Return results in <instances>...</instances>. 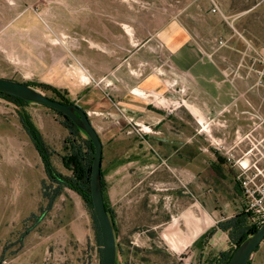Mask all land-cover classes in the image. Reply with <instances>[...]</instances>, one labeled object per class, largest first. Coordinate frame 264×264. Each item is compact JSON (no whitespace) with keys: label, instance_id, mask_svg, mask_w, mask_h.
Returning a JSON list of instances; mask_svg holds the SVG:
<instances>
[{"label":"rangeland","instance_id":"rangeland-1","mask_svg":"<svg viewBox=\"0 0 264 264\" xmlns=\"http://www.w3.org/2000/svg\"><path fill=\"white\" fill-rule=\"evenodd\" d=\"M212 2L225 18L211 11ZM123 25H129L133 34H128ZM179 40L189 44L200 60L216 61L225 52L244 54L248 60L247 43L264 56V0H0V78L69 88L70 98L80 97L85 88L92 86L118 98L124 95L126 86L135 85L136 78L150 74L153 68L172 70L166 59L180 52L175 49ZM172 82L173 78L167 84ZM71 84L77 86L74 93ZM242 97L249 113L245 119L238 118L240 123L235 129L241 137L248 133V139H239L236 147L229 148L217 139L223 122L214 118L197 122L200 146L223 154L225 159V150L233 153V159L226 160L225 171L233 165L237 172L234 160L241 157L242 161L252 158L258 165L264 164V89L254 86ZM145 98L152 100L150 96ZM24 109L50 148L54 168L70 175L60 159L67 136L60 116L37 103ZM193 128L190 126L191 131ZM0 133V264H98L100 245L83 197L63 188L45 210L42 183H50L36 163L37 157L31 155L35 150L21 126L18 108L1 98ZM123 141L126 143V139ZM216 143L224 150H216ZM246 143L250 148L239 151ZM248 151L252 157L243 155ZM170 175L175 180L177 198L196 199L178 173ZM215 176L213 183L217 182ZM141 177L142 171L134 174V182ZM134 182L131 189L136 186ZM127 186L125 180L120 188L112 190L117 200V264H195L187 259L188 249L176 253L163 238L162 228L156 226L159 219L152 213L153 205L147 201L150 191L146 181L133 196L129 213ZM241 203L238 196V209L232 205L229 213L238 212ZM141 213L146 216L143 220ZM32 214L40 216L39 221L34 223L29 218ZM26 229L29 232L24 234ZM168 241L176 248L171 238ZM230 247L228 241L227 249ZM249 264H264V239Z\"/></svg>","mask_w":264,"mask_h":264},{"label":"crops","instance_id":"crops-1","mask_svg":"<svg viewBox=\"0 0 264 264\" xmlns=\"http://www.w3.org/2000/svg\"><path fill=\"white\" fill-rule=\"evenodd\" d=\"M179 41V44H174L180 52L171 53L166 59L169 66H173L172 70L153 68L150 74L136 78L135 85L126 86L124 95L118 98L92 86L85 88L86 92L78 98L71 96V100L87 112L102 142L104 196L112 212L115 229L114 205L117 200L112 190L120 188L125 180L128 182L126 210L129 213L133 210V196L139 192L140 184L146 181L150 191L147 201L153 205L152 213L159 219L156 226L162 228L163 238L173 251L179 253L188 249L187 259L201 264L205 254L227 250L228 235L219 230L217 224L237 214H230L228 210L232 205L238 209L240 193L235 183L236 166L230 165V170H223L226 163L223 154L208 152L200 146L197 125L211 118L223 122L224 128H218L220 133L216 131L217 139L229 148L236 147L239 139H248V133L241 137L235 128L240 123L238 118L245 119L249 113L241 98L253 91L256 75L249 57L247 60L244 54L225 52L217 56L216 61L200 60L197 53L190 51L192 47L189 44ZM171 78L173 82L167 84ZM167 87L171 89L167 90ZM71 88L74 93L76 84ZM138 95L150 96L152 100ZM192 125L193 131L190 129ZM122 139H126V143ZM124 145H127L126 149ZM248 148L246 143L238 150L246 151ZM34 152L31 155L37 157L36 163L43 169L40 157ZM218 157L224 162H219ZM245 160L248 162L249 158ZM141 171L143 178L134 182L133 175ZM170 172L178 173L184 179L189 189L195 192L196 199L177 198L175 180ZM209 175L212 182H209ZM214 176L216 183H213ZM133 182L136 186L131 189ZM145 217L141 213L142 220ZM177 219L178 224L175 222ZM211 230L213 233L205 238ZM167 238L172 239L176 248H172Z\"/></svg>","mask_w":264,"mask_h":264},{"label":"trees","instance_id":"trees-1","mask_svg":"<svg viewBox=\"0 0 264 264\" xmlns=\"http://www.w3.org/2000/svg\"><path fill=\"white\" fill-rule=\"evenodd\" d=\"M25 84L32 88H39L43 91L50 92L51 95L48 97L51 99L57 100L64 104L74 103L71 100L67 90L60 89L42 82H26ZM0 98L12 103L15 107L18 108V117L21 126L28 135L35 151L40 157L44 173L50 183L49 185L45 182L42 183V194L47 199V207L45 208V210L47 211L49 209L54 198L63 188H68L74 192H77L83 197L87 209L90 210V217L93 223L95 238L98 240L100 245V259L98 263L100 264L102 255V240L99 225L93 212L90 192V172L92 160L94 157V148L91 141L85 135V133L80 128H78L68 117H66L59 111L51 109L60 116V124L67 130V136L64 139V145L62 147V154L60 156V159L62 166L70 171V175H64L54 168L51 162L50 148L44 142L40 131L33 123L29 113L24 109L25 106L32 102L25 101L5 92H0ZM102 159L103 157L101 158V162ZM218 159L219 162H224L221 158L218 157ZM100 174L104 205L111 219L114 235L116 238V229L113 222L112 212L105 201V182L103 179L102 169H100ZM235 183L237 185V192L240 193L241 190L237 180L235 181ZM29 218L32 219L34 223H36L37 221H39L40 216L32 214ZM251 220L252 218L250 214L243 213L240 207L239 212H237V214L233 218L217 224V228L219 230L227 233L228 241L232 247L227 250L220 251L216 254L209 255L208 257L203 259V264H227L236 248L250 235H252L261 225V223L257 224L255 222H252ZM27 232H29V229H26L24 234H26ZM212 233V230L209 231L207 234H205V238L210 237ZM258 248L259 246L254 251H256ZM249 260L247 261V264H249ZM115 264H117L116 260Z\"/></svg>","mask_w":264,"mask_h":264},{"label":"water","instance_id":"water-1","mask_svg":"<svg viewBox=\"0 0 264 264\" xmlns=\"http://www.w3.org/2000/svg\"><path fill=\"white\" fill-rule=\"evenodd\" d=\"M0 92H5L25 101L41 104L45 107L61 112L89 138L94 148V157L90 172V192L93 212L99 225L102 240V255L100 264H115L116 240L111 219L105 209L100 182L103 147L97 131L92 126L88 118L87 112L75 103L64 104L49 98L45 94L25 83L6 78H0ZM263 239L264 222L252 235H250L236 248L227 264H247V261L250 259L252 253L260 245Z\"/></svg>","mask_w":264,"mask_h":264},{"label":"built area","instance_id":"built-area-1","mask_svg":"<svg viewBox=\"0 0 264 264\" xmlns=\"http://www.w3.org/2000/svg\"><path fill=\"white\" fill-rule=\"evenodd\" d=\"M211 11L225 18L215 2H212ZM247 50L250 52L249 61L251 68L256 75V86L264 89V56L249 43H247ZM216 145V150H224L221 144L216 143ZM249 153L250 151L243 155L252 157L251 153L250 155ZM225 154L228 161L234 157L231 150H225ZM242 158L234 160V165L238 167L236 180L241 190V211L245 214H250L253 222L262 224L264 222V164L262 166L258 165L252 158L248 162L243 163L245 160L242 161Z\"/></svg>","mask_w":264,"mask_h":264},{"label":"bare ground","instance_id":"bare-ground-1","mask_svg":"<svg viewBox=\"0 0 264 264\" xmlns=\"http://www.w3.org/2000/svg\"><path fill=\"white\" fill-rule=\"evenodd\" d=\"M124 29L127 33L132 34V28L130 26H124ZM243 163H246L245 161Z\"/></svg>","mask_w":264,"mask_h":264}]
</instances>
